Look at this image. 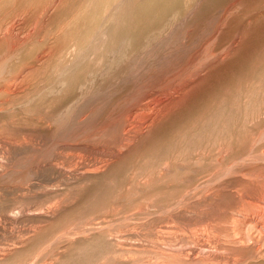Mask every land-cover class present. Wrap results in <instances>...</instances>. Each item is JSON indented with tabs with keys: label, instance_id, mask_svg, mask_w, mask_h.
Here are the masks:
<instances>
[{
	"label": "bare ground",
	"instance_id": "bare-ground-1",
	"mask_svg": "<svg viewBox=\"0 0 264 264\" xmlns=\"http://www.w3.org/2000/svg\"><path fill=\"white\" fill-rule=\"evenodd\" d=\"M201 11L207 14L206 23L215 18L201 42L203 48H198L199 43L198 49L186 52L183 59H173L171 70L163 62L160 65L168 68L161 74L155 68L156 73L145 78L139 72L141 65L137 69L130 63L136 69L130 68V58L136 61L132 56L144 54L146 45L152 46L158 38L171 41L173 37H168L174 29L169 31V27L174 18ZM194 23L191 25L197 27ZM176 29L175 35L185 30ZM173 39L170 44L176 43ZM174 46L170 49L174 56L187 49L176 46L180 51L173 53ZM132 77L130 84L136 88L134 92L129 88L131 100L125 99V93L117 97L116 106L110 99L113 82L119 84L117 92L122 91ZM157 83L163 85L162 90L156 91ZM99 97L103 98L100 106H93ZM67 120L75 129L69 136L65 134L69 139L64 142L66 129L62 127ZM61 128L63 141H59ZM107 140L115 144L111 153L108 151L110 157L86 164V154L97 152L99 142L105 148ZM51 144L59 162L65 158L76 167L65 173L66 167L61 170L60 164L52 161L46 165L48 159H43L41 170L46 171L36 169L39 175L47 177L48 172L58 177L52 185H43V180L36 187L48 191L51 198L77 189L73 199L65 196L80 199L78 213L88 207L97 213L94 222L88 221V229L82 227L88 232L84 238L77 230L80 238L74 234L71 238L85 242L69 248L62 257L59 250L45 264H133L138 259L130 251L141 248L142 252L143 247L145 254L155 257L144 264H264V0H0V171L17 153L28 152L29 147L47 150ZM50 178L46 181L51 182ZM1 194L0 264H36L38 250L58 237L74 208L68 207L72 212L64 213L66 205L55 201L47 212L23 209L25 205L17 204L23 203L24 197L15 202L20 198L9 196L14 197L10 198L14 204L7 205ZM140 200L150 201L154 209L149 210L148 205V212V202L144 204V214H155L156 218L150 219L157 222L156 226L153 222L155 229L150 230L151 222L141 223L143 228L147 225L146 231H154L153 249L139 243L137 250V244L116 242L121 234L115 238L111 230L118 223L108 226L109 221L114 224V213L121 215L120 209L127 204L140 207ZM29 217L45 223L18 231L5 226ZM74 218L69 220L80 219ZM119 229V233L125 230ZM89 240L102 242L89 247ZM151 241L147 242L153 244Z\"/></svg>",
	"mask_w": 264,
	"mask_h": 264
},
{
	"label": "rangeland",
	"instance_id": "rangeland-1",
	"mask_svg": "<svg viewBox=\"0 0 264 264\" xmlns=\"http://www.w3.org/2000/svg\"><path fill=\"white\" fill-rule=\"evenodd\" d=\"M191 4H192V3L190 2V6H191ZM192 8H193V6H192ZM194 8H195V7H194ZM199 8H201V7H199ZM190 12H191V11H190ZM184 14H185V15H184ZM184 14H182L181 16H178L177 18H174V20L172 21V24H174V25H172L171 27H169V28H170L169 31H172V29H174L173 31H175V30L177 31L176 28H179L178 31H181V30L185 29V28H183L184 26H185V27H186V26L188 27V29L186 28L185 30L182 31L184 34L181 33V32H177L176 35H175V33H173V31H172V34L168 37V39H171L172 37L174 38V36H176V39H178V37H177V35H178L179 38L181 37L180 40H179V39L176 40V39H173V38H172V39H173V42H176V43H172V44H170V43L172 42V39H171L170 42H169V40H167V41L169 42V43H168L169 46H168V45H167V41H166L164 38H162V39H161V38H158V39H156L157 41H156V40L154 41L158 46H157L154 42H153V43H154L155 45H153V43L151 44L152 46H150V44H149V45H146V48L144 47L145 49H143L144 52H145V50L147 49L146 52H145L144 54H142V53H143V50H142V53L140 52L142 55L139 53V54L141 55V56L139 55L140 57L137 58L138 55H137L135 58L132 56V58H133V59H136V61L133 60L134 62H132L131 58H130V60L128 61L129 64H130V63H131L132 65L134 64L136 68H137V66L141 65V67H138L139 69L141 68L140 70H142L143 67H146V68H144V69H145L144 72H143V70H142V72L139 70L140 73H144L143 75H144L145 78H146V77H149V76H148V75H149L148 73H150V72L153 73V72L156 71V69H158L157 71L161 74L160 71L164 72L165 70H167L168 66H169V69L171 68V65L173 64L174 60L178 59V58H176V57H180V59H183V58H184V55L186 56V52H187V54H188L190 51L194 50L195 47H196L195 49H198V48L200 49V48L202 47V43H204V39H205L204 37H206V35L210 32V30H211V29H210V26H211L212 23H213L212 20L214 21L215 18L212 17V20L210 19V20H211V21H210L211 23L209 22V23L211 24V25H210L208 22H207L208 24L205 22V21L207 20V18H206V15H207V14H206L205 12H202V11H201V12L195 13V15H194V13H184ZM186 14H187V15H186ZM188 14H189V15H188ZM190 14H191V17H190ZM192 15H193V16H192ZM187 16H189V18H187ZM196 17H197V18H196ZM207 17H208V16H207ZM182 18H184V24H185V25L183 24V19H182ZM186 18H187V19H186ZM181 19H182V20H181ZM193 19H194L195 21H194ZM187 20H188V21H187ZM199 20H200V21H199ZM175 21H177V22H175ZM179 21H180V25H182V26L179 25V23H178ZM185 21H186V22H185ZM192 22H193V23L196 22V24L198 23V26H197L198 28H197L196 26L194 27V25H191ZM203 22H205V23H203ZM188 23H189V24H188ZM186 24H187V25H186ZM194 24H195V23H194ZM202 24H204V25L206 26V28H204L205 26L203 27ZM183 25H184V26H183ZM208 25H209V28L207 27ZM177 26H178V27H177ZM189 26H192L191 28H193L194 30L191 29ZM200 26H202V28H199ZM189 29H190V31H189ZM199 30H200V31H199ZM185 31H186V32H185ZM199 32H200V35H199ZM204 32H205V33H204ZM178 33H179V34H178ZM187 33L189 34V37L187 36V35H188ZM195 33L197 34V36L194 35ZM185 34H186V36H187L189 39H186L187 37L185 36ZM190 34H191V35H190ZM172 35H174V36H172ZM182 35L185 37V40H183L184 37H183ZM201 36H202V37H201ZM182 37H183V38H182ZM200 38H201V39H200ZM160 39H161V41H160ZM163 39H164V40H163ZM181 39H182V42H181ZM195 39H196V40H195ZM158 40H159V42H158ZM186 40H187V41H186ZM190 40H191V41H190ZM192 40H193V42H192ZM194 40H195V41H194ZM198 40H199V42H198ZM183 41H185V42L183 43ZM196 41H197V42H196ZM161 42H162L163 44L160 45L159 43H161ZM165 42H166V45L164 44ZM179 42H180V43H179ZM187 42H189V44H188ZM195 42H196V43H195ZM201 42H202V43H201ZM191 43H192V44H191ZM199 43H200V46H198V48H197V45H199ZM174 44H175V46H174V47H175V50L173 51V53L177 52V50L179 49V48L177 49V47H180L181 50H182L183 47H184L183 50L187 47V49L184 50V51H185L184 53H182V52L180 51V49L178 50V52H179V51H180V52L177 53V54H179V55H183V56H178L177 54H175V56H174V55L171 53V52H172L171 50L173 49L172 47H173ZM178 44H180V45H178ZM182 44H184V45H182ZM194 44H195L196 46H195ZM171 45H172V47H171ZM181 45H182V46H181ZM186 45H187V46H186ZM188 45H189V46H188ZM154 46H156V47H154ZM161 46H162V47H161ZM176 46H177V47H176ZM203 46H204V44H203ZM147 47H151V48H155V49H151V48H149V50H148ZM169 47H170V48H169ZM162 48H164V49L162 50ZM166 48H167V50H166ZM190 48H191V49H190ZM202 48H203V47H202ZM170 49H171V50H170ZM189 49H190V50H189ZM150 50H151V51H150ZM165 50H166V51H165ZM183 50H182V51H183ZM149 51H150V53H149ZM152 51H153V52H152ZM155 51H156V54L158 53V55H156V54L154 53ZM168 51H169V53H170V54H169L170 56L168 55ZM188 51H189V52H188ZM147 52H148L149 55H148V54L146 55ZM166 52H167V53H166ZM153 53L155 54V58H156V60H153V59H155L154 56H153V55H154ZM180 53H181V54H180ZM152 54H153V55H152ZM159 54H160V55H159ZM164 54H166L167 57L164 56ZM144 55H145L146 57H145ZM142 56H143V58H141ZM151 56H152V57H151ZM159 56H160V57H159ZM162 56L165 57V59H164ZM171 56H172V57H171ZM161 57H162V58H161ZM140 58L142 59L141 61H140ZM159 58H161L160 61H158ZM166 58H167V59H166ZM175 58H176V59H175ZM144 59H145V60L149 59L150 62H149V60H147L146 63H145V60H144ZM173 59H174V60H173ZM138 60H139V61H138ZM143 60H144V61H143ZM162 60H163V61H162ZM170 60H171V61H170ZM130 61H131V62H130ZM142 61H143V63H141ZM153 61H154V62H153ZM169 61H170V62H169ZM172 61H173V62H172ZM137 62H140V64H139V63L136 64ZM158 62H159V63H158ZM163 62H164V63H163ZM151 63H153L154 65H152ZM162 63H163V64H162ZM167 63H169V64H167ZM170 63H171V64H170ZM131 64H130V65H131ZM142 64H143V66H142ZM150 64L152 65V67H151ZM160 64H162V65H168V66H164V67H163V66L160 65ZM130 65H129V66H130ZM132 65L130 66V68L132 67ZM134 65H133V66H134ZM149 65H150V67H151V70H148V69H149ZM155 65H156V66H155ZM129 66H128V67H129ZM157 66H158V67H157ZM159 66H160V67H159ZM135 67H132V70H133V71L136 69ZM138 68H137V69H138ZM155 68H156V69H155ZM162 68H163V70H162ZM154 69H155V70H154ZM164 69H165V70H164ZM169 69H168V70H169ZM129 70H130V72H132L131 69H129ZM146 70H148L149 72H148V71L146 72ZM170 70H171V69H170ZM158 72H157V73H158ZM155 73H156V72H155ZM140 75H141V74H139V76H140ZM145 75H146V76H145ZM136 78H137V77H136ZM132 79H134V78L132 77V78H130V79L127 81L128 83H127L126 85H124V88L122 89V91L120 90L121 92H120L119 90H118V92H117V89H118V86H119L118 82H113V85H114V83H116V84H115L116 86H115V85L113 86V90H114V91L111 90V89H112V85H111V87H110V90L113 91V93H114V94L111 93L112 96H110V97H111L110 99H111V101H112L113 103L116 101L117 97H119V96H121V95L124 96V95H126V94H127V95H126L127 97H126L125 99H127V100H131L132 97L129 98V93L131 92L130 95L133 94V93H132L133 88H136V87H134L132 84H130V83H131L130 81H131ZM137 79H138V78H137ZM135 80H136V79H135ZM161 83H162V82H161ZM161 83H157L158 85L156 84V86H157L156 91H158V89H159V91H160V89L162 90V88H160V87L163 86V85L161 86ZM111 84H112V83H111ZM164 85H165V84H164ZM156 86H155V87H156ZM114 88H115V89H114ZM116 88H117V89H116ZM129 88H130V89L132 88V89H131L132 91H131ZM108 89H109V87H108ZM129 90H130V91H129ZM135 90H136V89H135ZM127 91H129V92H127ZM133 92H134V91H133ZM125 93H126V94H125ZM103 94H104V93H103ZM103 94H102V95H103ZM100 96H101V95H100ZM105 96H107V95H105ZM105 96H104V97H105ZM108 96H109V95H108ZM101 97H102V96H101ZM101 97L98 98V101H97V100H96V101L94 100V101H95V105H93V106H96V104H97V106H100V102L103 100V98H101ZM100 98H101V99H100ZM112 99H113V100L115 99V100L113 101ZM98 103H99V104H98ZM93 104H94V103H93ZM114 104H116V103H114ZM114 104H113V105H114ZM116 106H117V104H116ZM98 108H99V107H98ZM114 108H116V107H114ZM70 121H71V120H67V121H66L67 124H65V128H64V126L62 127L63 130L66 129L67 132L69 131L68 133H67L66 131H64V134H63L64 136H66L67 134L70 135V131H73V128L75 129V127H74L75 125H72V124L70 123ZM66 122H65V123H66ZM72 122H73V121H72ZM69 123H70V124H69ZM73 124H74V123H73ZM71 125H72V126H71ZM66 127H67V128H69V127L71 128V127H72V128H71V130H70V129L67 130ZM62 128H61V130H62ZM76 129H77V128H76ZM63 130L61 131V136H60V138L62 137V132H63ZM65 134H66V135H65ZM69 135H67V136H69ZM64 136H63L59 141H63ZM67 136L65 137L64 142H66V141L69 139V137H67ZM66 138H67V139H66ZM96 138H97V140H98V138H100L99 135H98ZM104 139H106V138H104ZM101 140H102V139H101ZM102 141H104V140H102ZM107 141H108V143H106ZM107 141L104 142V144L106 143V144H105L106 147H108L110 144H112L110 147H108V149H107L106 147H105L106 149H105L104 147H101V145H100L101 143H100V142H99V145H98V143H97V148H96V151H97V152L94 151V154H93V152H92L91 154H90V153H89V154H86V155L88 156V158H87V156L85 155V156H86V161H85V159H84V162H85L86 164H89V165H90V164H95L96 162L98 163L99 160L104 159V157H105V159H108V158L110 157V155H111V154H109V153H111V151L115 148V144H114V142H111V141H110L111 143H109V140H107ZM64 142H62V143H64ZM48 145H49V144H48ZM107 145H108V146H107ZM52 146H53V144H51V147H50L49 149H47V150H45V148H43V149L41 148V149H42V150H41V149L38 148V147H29L30 149H32L31 151L28 150L29 148H27V151H28V152H26V150H23V151H21L22 153L20 152V153H17V155L15 154V155H16V158H15V156H14L15 159H14V158H13V159L16 160V161L14 162V160H13V161H11L10 163H8L7 165H5V170H6L7 172H6L4 169H3V172L0 171V186H1V187H0V188H1V189H0V192L3 193V191H5L3 194H1V193H0V194L2 195L3 199H5V201H6L5 203H6L7 205L14 204V203L10 202V201L13 200V199L11 200L10 198H14V197L16 198V197H17V198H20V199H15V202H16V200H18V201L20 200V202H22L21 199L24 197V198L22 199L24 202H23V203H18L17 205H19V204H20V205H21V204H22V205H25V206L23 207V209H24V208L27 209V208L29 207V208H32V209H36L37 211L40 210V212H42V211H43V212H47L46 210H48V208H50L52 205H56V204H55L56 202H57V204H58V202H59V204H63V203H64V205H66L65 208H67V209H65L64 213H68L69 211H71L69 208H74V211H73V213H71V216L74 217V215H75V217H76V219L74 218L75 220H78V218H80V219L78 220L79 222H78V221L76 222V221H74V220H72V221L69 220V219H71V218H73V217H69V219L66 220V223H65L66 225L64 226L65 229H64V227L61 229L62 231L66 232V233H64V232H62V231L60 230V232H61L62 234L59 233V235H58V237H57L56 239L52 240V242L49 241V243L51 242L50 244L47 242V244L45 243V244L43 245V247H41V249L38 250V252H37V256L35 257L37 260L34 258V260H36L37 262H36V261H33V262H36V264H39V263H40V264H43V263H42L43 261H44V264H45V263H46V259H47L48 261H50V260L53 259V257L55 256V254L58 255L60 252H61V253H60L59 255L62 257L63 255H65V254L68 252L69 248H70V249H71V248L74 249V248L77 247V245H78L77 243H80L81 241H84V242H85V240H77V239H76V238H78V239L80 238L79 234H76V232L78 231L77 233H80V234H81V233H83V234L85 233V234H87V233H88L87 230H86V232H84V231H85V229H88V227H89L88 221H92V220H93L92 222H94V221H95L94 216H95V214L97 213L96 210H94V209H92V212H90V211H91V208H89V207L86 208V209H87L86 211H83L82 213H78L79 211H77V207H78L77 205L79 204L80 199H77V198H78V197H77V198L74 199L75 202H74V200H72V199H73L72 196L74 195V193L77 192V191H76L77 189L70 188V189H74V190H73V191L70 190V189L67 190V191L65 192L67 195H66L65 193H63V196H64V197L61 195V196H59L60 198H58V197H54V196H53L54 198H51L52 195L50 196V195L48 194V191H45V192H46V193H45V192H42L43 189H42L41 187H40V188H41L42 190H41V189H38V188H39V187H38V186H39V185H38L39 182H43V180H44V182H43L44 184H43V185H52V183L57 179L56 177H58V176H53V177H52L51 173L49 174L48 172H46L47 174H46V173H45V174H46L47 177H45V176L41 173L40 175H42V176H41L42 178H39V177H40V175H39L40 171H43V172L46 171V170H41L42 167H43V165H44L45 163H46V165H50V162L52 161V162H55V163L57 164V166H58V164H60V165L58 166V167H60L59 169H61V168L65 169V170H66V168L68 169V170H66L67 172L65 171V173L70 172V171H69V168H70V170H71V172H72V171L75 169V167H76V166L74 165V163H72L71 161H69V160H67V159H65V158H64L65 162L63 161L64 163H63L62 161L59 162L60 159H57L58 154H57V156H56L57 151H56L55 149L51 151L52 148H55V146H53V147H52ZM99 147H100V148H99ZM25 149H26V148H25ZM101 149H102V150L104 149L105 151H102ZM38 150H39V151H38ZM40 150H41V151H40ZM106 150H107V151H106ZM29 151H30V152H29ZM47 151H48V153H47ZM108 151H109V153H108ZM23 152H24V153H23ZM45 152H46V153H45ZM51 152H52V153H51ZM53 152H54V153H53ZM102 152H103V153L107 152V153H105V154H104L105 156H104ZM32 153H33V154H32ZM20 154H21V155H20ZM22 154H23V155H22ZM27 154H28V155H27ZM48 154H49V156H48ZM101 154H102V155H101ZM107 154H108L109 156H108ZM25 155H27L28 158H27ZM30 155H31V156H30ZM97 155H98L99 157H98ZM32 156H33V158H32ZM35 156H37L38 158L35 157ZM50 156H51V157H50ZM85 156H84V158H85ZM89 156H90V157H89ZM96 156H97V157H96ZM102 156H103V157H102ZM39 157H40V159H39ZM41 157H43V158H41ZM94 157H95V158H94ZM26 158H27L28 161L26 160ZM52 158H53V159H52ZM89 158H90V160H89ZM32 159H34V160H32ZM35 159H36V160H35ZM43 159H45V160L48 159V160L45 162ZM61 159H62V158H61ZM93 159H94V160H93ZM42 160H43L45 163H43ZM56 160H57V161H56ZM26 161H27V163H26ZM36 161H37V163H36ZM48 161H49V162H48ZM66 161H67V162L69 161V162L67 163ZM89 161H90V163H89ZM93 161H94V163H93ZM20 162H22V163H20ZM34 162H35V163H34ZM12 163H13V164H12ZM18 163H20V164H18ZM32 163H33V164H32ZM39 163H40V164H39ZM61 163H63L64 165H63V164L61 165ZM66 163H67L69 166H67ZM85 163H82V166H83V164H85ZM28 164H29V166H28ZM13 165H14V166H13ZM16 165H18V166H16ZM38 165L41 166V168L38 167ZM65 165H66V166H65ZM8 166H9V167H8ZM35 166H36L37 168H36ZM63 166H64V167H63ZM73 166H74V167H73ZM79 166H81V165L78 164L77 167H79ZM11 167H12V168H11ZM13 167H15V168H13ZM29 167L32 168V169H30ZM65 167H66V168H65ZM6 168H8V169H6ZM10 168H11V170H10ZM26 168H27V170H26ZM72 168H73V169H72ZM12 169H13V171H12ZM36 169H38V170H40V171H38V170H36ZM55 169H56V168H55ZM63 169H61V170H63ZM24 170H25V171H24ZM31 170H32V171H31ZM14 171H15V173H14ZM16 171H18V172H16ZM27 171H28V172H27ZM21 172H22V173H21ZM29 172H30V173H29ZM38 172H39V173H38ZM61 172H62L61 175H63L64 172H63V171H61ZM3 173L6 174V175H3ZM19 173H21V174H19ZM26 173H27V174H26ZM28 173H29V175H28ZM33 173H34V174H33ZM36 173H38V174H37L38 177L36 176ZM65 173H64V174H65ZM1 174H2V175H1ZM22 174H26V175H23V176H22ZM27 175H28V177H27V179H26V176H27ZM30 175H31V176H30ZM20 176H21V177H20ZM29 176H30V177H29ZM43 176H44V178H43ZM23 177H24L25 179H24ZM33 177H34V178H33ZM36 177H37V178H36ZM49 177H51V178H50L51 182L49 181L50 184H49L48 181H46L47 179H49ZM31 178H32V179H31ZM28 179H29V180H28ZM37 179H38V181H37ZM52 179H53V180H52ZM27 180H28V181H27ZM32 180H33V181H32ZM40 180H41V181H40ZM45 181H46V184H45ZM52 181H53V182H52ZM26 182H27V183H26ZM29 182H30V183H29ZM37 182H38V183H37ZM33 184H34V185H33ZM85 184H86V186H87V185H88V186L90 185L89 182H87V183H85ZM22 185H23V187H22ZM3 186L7 188L9 194H8V192L6 193L7 190H6V188H3ZM34 186H35V187L37 186L38 188H37V187L35 188ZM43 187H44V186H43ZM18 188H20V189L23 190V191H21V190L18 189ZM28 188H29V189H28ZM30 188H31V189H30ZM45 188H47V186H45ZM45 188H44V189H45ZM32 189H33V190H32ZM9 190H10V191H9ZM40 190H41V191H40ZM45 190H47V189H45ZM43 191H44V190H43ZM68 191H69V192H68ZM25 192H26L27 194H26ZM70 192H71V193H70ZM42 193H44V194H42ZM77 193H78V192H77ZM4 194H7L8 196L6 197ZM23 194H25V195H23ZM28 194H30V195H28ZM31 194H32V195H31ZM37 194H38V195H37ZM45 194H46V195H45ZM69 194H70V195H69ZM36 195H37V196H36ZM65 195L67 196V198H68V197L70 198V196L72 195V196H71L72 199H70V200L67 199ZM68 195H69V196H68ZM75 195H77V194H75ZM9 196H14V197H9ZM31 196H32V197H31ZM47 196H48V197H47ZM46 197H47V198H46ZM49 197H50V198H49ZM43 198H45L46 200H45V199L42 200ZM55 198H56V199H55ZM51 199H52L53 201H52ZM59 199H61V200H59ZM62 199H63V200H62ZM65 199H66V200H65ZM68 200L70 201V203H69ZM76 200H77L78 202H77ZM7 201H8V202H7ZM55 201H56V202H55ZM63 201H64V202H63ZM72 201H73V203H72ZM142 201H143V202H142ZM142 201L140 200V202H141L142 204H139V205H141V206L143 207L142 210H140V207H141V206H140V207H139L138 205L136 206V207H139V208H137V209H139V210H138L139 212L136 211L137 209H135V208H136L135 206H133L134 208H133V207L131 208V206L127 204V205H125L126 207L124 208L123 205H119V204H121V203L117 204L116 206L119 205V206H122V207H123V209H122L121 207H118V209L121 208L120 210H123V211H121V212H122L121 215H118V216H117V214H119V213H114V212H113L114 214H113V216H112V218H111V221L114 222V224H111L110 221H109V223H108V226H110V225H115L116 223H118V224H116V225L114 226V227H116V228L113 227V230H114V229H115V231L117 230V233H116L115 231L111 230L112 226H111V227H108V229H110L111 232H113V234L115 235V238H117V237L120 236V234H121V236H120L119 238H117V240H115L116 242H118V239H120V240H121L122 242H124V244H126V245H128L127 243L130 242V243H129V246H130V244L132 245L133 243H134V244H137V250H138V245H140V247H141L142 244H143V246L146 245V247H148V246L151 247V246L155 245V242H154V241H155V237H156L155 235L152 234L154 231H153V232H151V231H146V230H147V229H146V228H147V225H148V224H151V223H152V227H151V225H149V226H150V227H149L150 230H151V229H155V228H153V225H154L153 222H155V226H156V223H157V222H156V221H152V222H151V220H150V219H152V218L155 217V214H153V215L150 214V213H149L148 215L144 214V213H146L145 211L148 210V205H150V206H149V210H152V211H153L154 209H153V207H151V202H150V201H147V200H146V201H145V200H142ZM13 202H14V200H13ZM37 202H38V203H37ZM44 202H45V203H44ZM140 202H139V203H140ZM147 202H148L149 204H148ZM26 203H27V204H26ZM41 203H42V204H41ZM43 203H44V204H43ZM52 203H54V204H52ZM65 203H66V204H65ZM146 203H147V206H146V208H145L144 204H146ZM51 204H52V205H51ZM71 204H72V205H71ZM22 205H21V206H22ZM37 205H38V206H37ZM49 205H50V206H49ZM64 205H62V206H64ZM21 206H20V207H21ZM68 207H69V208H68ZM142 207H141V208H142ZM38 208H39V209H38ZM46 208H47V209H46ZM116 208H117V207H116ZM144 208L147 209V210H145ZM43 209H44L45 211H44ZM88 209H90V211H89ZM125 209H126V210L129 209L128 211H130V209H131L132 215H133V214H135V215L132 216V215L130 214L131 212H129V213H128L129 217H127L128 215L126 214L127 212H126ZM132 209H133V210L135 209L134 211L137 212L138 214H137V213H133L134 211H132ZM84 210H85V209H84ZM112 210H113V209H112ZM124 210H125V211H124ZM149 210H148V212H149ZM141 211H144V212H141ZM152 211H151V212H152ZM71 212H72V211H71ZM85 212H86V213H85ZM116 212H117V211H116ZM125 212H126V213H125ZM64 213H61V214H64ZM102 213H103V212H101L100 214H102ZM142 213H143L144 215H142ZM115 214H116V215H115ZM125 214H126V215H125ZM140 214H141V215H140ZM90 215H91V216H90ZM93 215H94V216H93ZM114 215H115V217H114ZM130 215H131V216H130ZM137 215H138V218L136 217ZM145 215H146V216H145ZM32 216H34V215H32ZM36 216H38V214H37ZM77 216H78V217H77ZM88 216H90V217H88ZM92 216H93V218H91ZM125 216H126V217H125ZM139 216H140V217H139ZM142 216H144L147 220H148V219H149V220L147 221L144 217H143L144 220H141V217H142ZM148 216H150V217H148ZM25 217H26V216H25ZM84 217H85V218H84ZM87 217H88L89 219H88ZM120 217H121V218H120ZM124 217H125V218H124ZM147 217H148V218H147ZM151 217H152V218H151ZM32 218H33V217H31V218L29 217V219L26 218V219H25L23 222H21V223H20V221H19V222H18L19 224L15 222L13 225H12V224H5V226L7 225V229H8V230L14 228V229H16V230L18 231V229H21L22 227H25V226L28 227L30 224H31V225H33V224H34V225H40V224H44V223H45V222H42V221H39V220H35V217H34V220H33ZM82 218H83L84 220H82ZM90 218H91V220H90ZM126 218H128V219H126ZM130 218H132L133 220L131 219V220H132V221H131ZM135 218H136V219H135ZM143 218H142V219H143ZM155 218H156V217H155ZM124 219H125V220H124ZM137 219H139V221H138ZM114 220H116L117 222L114 221ZM119 220H120V221H119ZM127 220H129L128 222H131V223H128ZM58 221H59V219H57V222H58ZM67 221L70 222V223H68ZM83 221H84V222H83ZM86 221H87V222H86ZM118 221H119L120 223H119ZM124 221H125V222H124ZM137 221H138L140 224H139ZM140 221H141V222H140ZM142 221H144V224H147V223H148L147 225H145L146 227H144L146 230L143 228V225H144V224L141 225V223H143ZM75 222H76V223H75ZM92 222L90 223V224H91L90 227L92 226ZM145 222H147V223H145ZM150 222H151V223H150ZM81 223H84V224L82 225ZM121 223H124V224H121ZM22 224H24V225H22ZM68 224H69V225H68ZM125 224H127V225H126L127 227L125 226ZM130 224H131V225H130ZM136 224H138V226H137ZM16 225H18V226H16ZM21 225H22V226H21ZM67 225L70 226V227H68ZM85 225H86V227H87V226H88V227L85 228ZM104 225H107V223H105ZM119 225H121V226H119ZM122 225H123V226H122ZM139 225H141L143 229H141V227H140ZM19 226H20V227H19ZM83 226H84V229L82 228ZM117 226L120 227V229H119ZM12 227H13V228H12ZM67 227H68V228H67ZM137 227H138V228H137ZM80 228H81V229H80ZM78 229H79V230H78ZM82 229H83L84 231H83ZM118 229H119V230H121V229L124 230V229H125V230H124V231H120L121 233H119ZM134 229H135V230H134ZM136 229H137V230H136ZM139 229H140V230H139ZM76 230H77V231H76ZM133 230H134V231H133ZM138 230H139V231H138ZM148 230H149V229H148ZM67 231H68L69 233H67ZM80 231H81V232H80ZM128 231H130L131 233L128 232ZM145 231H146V232H145ZM73 232H74V233H73ZM126 232H127V233H126ZM132 232H133V233H132ZM142 232H143V233H142ZM147 232H150V233H149L150 235H149ZM71 233H72V235H71ZM118 233H119V235H118ZM122 233H123V234H122ZM138 233H139V234L141 233L142 235L139 236ZM145 233H146L147 235H149V236L146 235V238L143 237V236H145ZM64 234H65V235L67 234V235H66V236H67L66 238H65ZM68 234H69V235H68ZM73 234H74V237H75V235H77V236H76V238L73 237V240H72L71 238H72ZM85 234H84V236H82V235H81V236L84 238V237L86 236ZM132 234H133V235H132ZM134 234H135V235H134ZM70 235H71V236H70ZM123 235H124V236H123ZM136 235H137L138 237H137ZM59 236H60V237H59ZM69 236H70V238H69L70 240L68 239ZM116 236H117V237H116ZM122 236H123V237H125V236H127V237L130 236V237H128V238H127V237L123 238ZM150 236H151V237L153 236V237L151 238ZM154 236H155V237H154ZM6 237H8V236H6ZM82 237H81V238H82ZM135 237H137L139 240H142V241L145 240V241H143L144 243H143V242H140V241H139L137 238H135ZM149 237H150V238H149ZM61 238H62V239H61ZM121 238H122V239H121ZM130 238H131V239H130ZM142 238H144V239H142ZM59 239H61V240H59ZM123 239H125V240H123ZM128 239H129V240H128ZM135 239H136V241H135ZM146 239H148L147 241L152 240L151 242H154V243H153V244H152V243L150 244L149 242L146 241ZM58 240H59V241H58ZM66 240H68V241H66ZM71 240L74 241V243H73V242L71 243ZM126 240H127V241H126ZM153 240H154V241H153ZM156 240H157V238H156ZM62 241H63V242H62ZM89 241H92V243L89 242V244H88L89 247H90V246L93 247V246L98 245V244H100V243L102 242V240H94V242H93V240H89ZM96 241H97V242H96ZM121 241H119V242L122 243ZM0 242H1V240H0ZM54 242H55L56 244H55ZM61 242H62V243H61ZM67 242H68V243H67ZM126 242H127V243H126ZM65 243H67V244L65 245ZM70 243L72 244L71 247H70ZM75 243H76V244H75ZM139 243H142V244H139ZM146 243H147V244H146ZM148 243H149L150 245H149ZM60 244H61V245H60ZM118 244H119V243H118ZM124 244H123V246H126V245H124ZM67 245H69V246H67ZM121 245H122V244H121ZM147 245H148V246H147ZM52 246H53L54 248H53ZM57 246H58V248H57ZM59 246H60V248H59ZM65 246H67V247H66L67 249H64V251H63V250H62L63 248H61V247H65ZM143 246H142V247H143ZM50 247H51V248H50ZM55 247H56V248H55ZM42 248H43V250H42ZM44 248L46 249V251H44V250H45ZM151 248H152V247H151ZM140 249H141V248H139V250H140ZM143 249H144V247L142 248V252L139 251V250L136 251V249H134V251L136 252V254H135L134 251H130L132 254L134 253L133 255L137 257V258H136V257H135V258L138 259L137 261L135 260L136 262L133 263V264H144V263H146V261H148L147 263H149V261L151 262V261H153V260L155 259L154 255L151 256L150 253H149V251H148L147 253H149V255L151 256V258H149L150 256H148L147 254H145L146 251H143ZM152 249H153V248H152ZM49 250H50V251H49ZM59 250H60V252H59ZM144 250H145V249H144ZM40 251H41V252H40ZM39 252H40V253H39ZM44 252H45V253H44ZM47 252H48V253H47ZM51 252H55V253L53 254V253H51ZM58 252H59V253H58ZM130 252H128V253H130ZM143 252H144V253H143ZM128 253H126V254L124 255V257L126 256V259H128V258L130 257V254H131V253H130V254H128ZM49 254H50V255H49ZM132 254H131V257L133 256ZM144 254H145V255H144ZM152 254H153V253H152ZM46 255L48 256V258H47ZM127 255H128V256H127ZM39 256H40V257H39ZM50 256H51L52 258H51ZM134 256H133V257H134ZM145 256H147V257H145ZM55 257H56V256H55ZM127 257H128V258H127ZM144 257H145L147 260L144 259ZM49 258H51V259L49 260ZM140 258H141V259H140ZM142 259H143V263H142ZM139 260H140L141 262H140ZM38 262H39V263H38Z\"/></svg>",
	"mask_w": 264,
	"mask_h": 264
}]
</instances>
